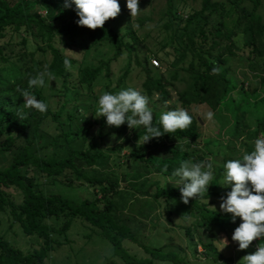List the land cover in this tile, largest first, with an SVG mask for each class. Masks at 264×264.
Here are the masks:
<instances>
[{
  "label": "trees",
  "instance_id": "1",
  "mask_svg": "<svg viewBox=\"0 0 264 264\" xmlns=\"http://www.w3.org/2000/svg\"><path fill=\"white\" fill-rule=\"evenodd\" d=\"M173 1L166 0L165 14L169 19L166 21L165 27L175 34L177 27L180 26L179 23L184 21L181 26L184 32L180 33L181 37L184 38L182 55L184 58L186 55H190L186 66L189 83L184 90L178 93V102L186 110L191 105H205L215 111L222 104L228 108L227 102L240 98L241 100L236 104L234 103V106L231 105V108L235 107V111L234 126L230 131L232 140L230 141L240 139L243 151L236 157L227 156L229 155L228 147H225L222 154L228 157L229 160L242 159L244 154L254 150V141L261 133H264V110L260 115V112H256L253 128L248 129L247 125L242 124L245 119L244 115L248 111H238V103L242 101L249 102L251 98L249 97L250 93L246 90L247 85L244 87L243 81H240L232 71L231 62L233 58L241 61L242 55H238V51L241 47L247 48L249 65L253 68L260 67L263 69L264 22L261 21V16L256 12L260 0H252L253 8L251 9L242 3L244 0H199L200 7L198 9L184 7L182 11L184 17L182 16V18L178 15L179 12L174 10ZM226 1L235 7L238 12L236 22L237 26H241L242 45H237L235 40L230 38L215 52L214 49L219 45L220 40L227 38L222 20L223 15L227 12ZM69 2H71V7L66 8L64 6L65 0H0V39L5 38L7 32L10 31L20 35L19 44L21 45L20 50L12 51L13 48H10L12 46L11 39H4L0 42V138L3 137L0 142L1 150H10L16 145L19 137L25 136L27 138L28 136L27 129L31 123L30 117L22 113L24 118L21 119L9 108L18 103H25V98L17 89L29 90L43 101L39 88H28L29 76L34 77L47 66L48 70L55 76L61 77L65 89H68L66 84L68 73L64 67L66 56L62 53L60 47L55 45V37L59 36L61 42L65 45H71L76 38L84 37L91 43L108 41L116 48V57L123 50L127 54L123 72L117 77L115 85L120 84L122 78L128 73L130 54L135 50L133 44L137 40L130 18H127L124 35L129 36L132 41L124 40V35L106 22L103 28H97L96 30L79 26L76 23L79 19L76 6L72 0H69ZM213 17H218V19L213 22ZM191 25H194V27L189 29ZM173 39L179 40L180 38L174 37ZM7 46L8 49L10 48L8 51ZM48 53H50V60L46 57ZM67 58L72 63V59ZM102 67L104 66H84L80 68L78 73L79 83L92 85L100 75ZM214 67L219 69L217 74L212 72ZM107 71H109V68H107ZM176 75L174 73L173 78ZM257 76L263 83L261 91H264V76L260 74H257ZM167 81V77L163 73L153 77L147 74L142 82L143 90L148 95L153 92L156 93L161 101L166 102L170 98ZM75 88L73 90L79 92V87ZM253 95L255 97L252 99L254 108L258 111V102L262 99L259 96L260 94L254 93ZM63 108L64 104H61L55 112L49 108L47 111L51 113L53 120L57 121ZM72 109L67 115L66 124L72 122L69 121L74 118L77 107ZM174 109L171 108V110ZM188 112L193 117V123L187 130H178L172 134L152 138L150 143L137 146L127 154L126 158L131 157L132 168L139 172L137 174L144 173L147 175L155 172L171 175L172 171L179 167L184 160L191 159L193 162L202 160L199 145L203 144L206 147V143L209 141L204 142L199 118L191 111L188 110ZM60 124V131L58 134L51 136L49 142L45 141L43 145L35 147L28 143L24 144L12 156L9 164L0 168V212L9 211L13 220L20 224L25 234H36L43 238V244L38 249L24 252L19 248L12 247L0 237V264H44V259L54 247L53 243L55 241L51 237V233L53 230H57L45 221L48 217L62 219L63 225L59 229L61 232L68 230L72 220L76 217L92 224L96 227V230L112 242L114 254L120 257L125 264H161V262L182 264L183 258L174 250L149 248L144 244H140L146 255L137 256L130 253L122 245V240L125 238L132 242L138 241L125 224L117 222L112 216L111 199L115 194L118 181L115 179L102 180L94 176L89 177L83 170V164L90 167L99 158H105V155L98 149L75 148L73 146L75 132L71 128L64 130L62 127L65 123ZM153 124L159 126L161 131L163 130L162 126L159 125V119H156L155 115ZM16 126L19 128L16 129ZM119 132L122 134L127 132L128 134L124 139L128 141L132 138L143 137L146 134V129L141 127L130 130L127 123H125ZM142 147H145V150H142ZM41 148L44 149L40 150ZM216 152L218 154L220 150ZM21 166L29 167L37 175L49 178H54L66 170H71L92 187L99 186L100 197L103 199L102 206L98 207L94 204L98 201L97 197H94L93 202H78L56 192L45 193L36 189L32 183L33 181L22 172ZM219 170L223 172L226 169L223 166ZM12 185L18 187L22 193L20 203L11 199L4 190V187ZM163 192L172 197L181 196L179 188L174 186L164 189ZM190 201L193 205L199 206L200 204L199 199L190 198ZM201 208L200 218L210 234V241L202 244L204 248L202 254L207 256L211 253L216 257H222L213 241L217 238L219 232L230 237L231 232L236 229L233 225L238 221V218L233 223L232 214L210 209L207 203H203ZM56 243L61 244L58 241ZM252 249L254 250V248ZM242 251L238 254L240 255ZM104 264L115 263L113 259L108 258Z\"/></svg>",
  "mask_w": 264,
  "mask_h": 264
},
{
  "label": "rangeland",
  "instance_id": "2",
  "mask_svg": "<svg viewBox=\"0 0 264 264\" xmlns=\"http://www.w3.org/2000/svg\"><path fill=\"white\" fill-rule=\"evenodd\" d=\"M119 3L121 6L120 14L117 18L109 19L106 23L124 35L126 21L129 17L137 36V40L133 44L135 50L130 54L128 73L122 78L121 83L115 85L117 77L123 72V66L127 60L125 50L121 51L119 56L116 57V48L108 41L91 43L84 37L76 38L71 45H65L61 42L59 36L55 37V45L60 47L65 56L72 59V69L71 71L67 70L66 84L68 89H65L61 77L58 76L55 77L59 86H57L56 81H49L46 78L45 87H39V89L41 90V98L50 110L55 112L61 104H64V108L57 121H54L48 111L40 113L35 109L22 108L24 103L9 107L17 116H19V111L30 117L31 123L27 129V138L25 136L19 137L16 145L10 150L0 149V168L7 166L12 156L24 144L28 143L35 147L43 145L45 141L49 142L51 136L58 134L60 131V123H65L62 127L64 130L71 128L75 132L73 144L75 148L98 149L105 155V158H99L90 167L83 164V170L89 177L94 176L102 180L115 179L118 181L115 194L111 199V213L117 222L123 223L129 228L138 241L132 242L126 238L122 240V245L130 253L145 256L146 253L140 245L144 244L149 248L177 251L183 258L182 264H239L245 255L254 253L255 250L251 246L246 250H239L238 242L232 240L234 231L231 232L230 237L219 232L217 238L213 241L222 257H216L211 253L207 256L202 254L204 251L202 244L210 241V234L202 223L200 212L203 203H207L210 209L222 211L220 209L221 197L226 198L227 193L232 190V184L222 185L226 170L222 172L219 168L223 167L229 160L228 157L222 154L225 147H228L229 155L227 156L236 157L243 151L240 139L230 141L232 140L230 131L234 126L235 111V107L231 108V105L236 104L241 99L235 98L233 99L235 101L227 102L228 108L222 104L215 111L205 105H191L187 108L199 118L204 142L209 141L206 143V147L203 144L199 145L202 154L201 161L210 160L213 163L214 178L208 188L209 194L206 193L204 198L199 199V206L193 205L191 201L184 204L181 196L172 197L164 194V189L173 187V183L169 182L171 175L155 172L147 175L144 173L137 174L139 172L132 168L131 157L126 158V156L132 149L137 147L140 138H132V140L127 141L124 138L128 133L122 134L119 132L122 126L119 128L109 127L106 122L103 123V121H106L105 117L97 118L95 113L99 107L98 98L104 92L115 94L121 89L131 87L139 90L149 98V107L156 119H159L162 113L171 110V108L186 109L178 102V93L184 90L189 83L186 66L190 55H186L185 58L182 55L184 38L181 37L180 33L184 32L181 29L184 21L179 23L180 26L177 27L175 34L165 27V23L169 19L165 14L166 0H140L139 7L143 11L134 20H132L130 10L127 8V0H119ZM242 3L249 9L253 8L252 0H244ZM184 7L198 9L200 1H173V8L176 12H179L178 15L181 18L184 17L182 12ZM225 7L227 12L223 15L222 20L227 38L220 40L219 45L214 49L215 52L230 38L235 40L237 45H242L241 26H237L236 22L238 12L227 1ZM256 12L261 16V21L264 22V0H260ZM216 19L218 17H213V22ZM193 27L194 25H191L189 29ZM174 37L180 39H177V41L173 39ZM8 38L12 40V46L10 47L13 48L12 51L21 49L19 44L20 35L8 31L5 38L0 39V42ZM123 39L132 41L127 35H124ZM30 40L33 42L32 38ZM9 49L7 46V51ZM67 49L73 52H69ZM247 53L248 49L241 47L238 55H242V60L233 58L231 69L236 77L243 81V86L247 85L246 90L250 93V101L238 103V111H248L244 115L245 119L242 124L251 129L255 126L256 112H260V115L264 110V91H261L263 83L257 76V74L264 76V66L263 69L250 66ZM46 57L50 60V53ZM100 65L104 67L101 68L100 75L92 85L79 83L78 73L80 68ZM107 68H109V71H107ZM159 73H163L168 80L166 84L170 98L166 102L161 101L154 92L148 95L142 86L147 74L153 77L159 75ZM174 73L177 74L175 78H173ZM75 87H79V92L73 90L76 89ZM254 93L260 94L259 96L262 99L258 102V111L255 110L252 100L255 98ZM37 99L40 100L38 97ZM76 107L74 118L69 121L72 122L66 124L68 113ZM207 111L214 113L211 121H204L202 118V115ZM15 128L19 127L16 126ZM1 140H3V137L0 138V142ZM150 141L147 143H150ZM142 150H145V147H142ZM217 150L218 152L220 150L218 154ZM21 168L22 172L33 181L32 183L36 189L45 193L56 192L78 202H93L94 197H97L98 201L94 204L98 207L102 206L103 199L100 197L99 186L92 187L71 170H66L54 178H49L37 175L29 167L21 166ZM4 190L15 202L20 203L22 201V193L18 187L12 185L4 187ZM201 202L203 203L201 204ZM45 221L57 230H53L51 233V237L55 241L53 243L54 247L44 259V264H104L108 258L113 259L115 264H125L120 257L114 254L112 242L96 230L95 226L88 224L81 218H74L69 229L62 232L59 230L63 225L61 218L48 217ZM240 223H242V220L238 217V221L233 226L237 228ZM0 237L12 247L19 248L24 252L38 249L43 244V238L36 234H25L20 224L13 220L9 211L0 212ZM223 238H227L228 244L220 251L223 244L219 240ZM56 241L61 244L58 245ZM234 243H236L235 246ZM261 243H264V238L258 239V244ZM240 251L242 253L239 255ZM161 264L168 263L161 262Z\"/></svg>",
  "mask_w": 264,
  "mask_h": 264
},
{
  "label": "clouds",
  "instance_id": "3",
  "mask_svg": "<svg viewBox=\"0 0 264 264\" xmlns=\"http://www.w3.org/2000/svg\"><path fill=\"white\" fill-rule=\"evenodd\" d=\"M76 6L79 19L76 23L81 27L91 30L103 28L105 22L110 18L115 19L121 12L119 0H72ZM140 0H127V8L130 10L132 20L141 11ZM66 8L71 7V2L65 0ZM122 31V30H121ZM68 50V49H67ZM69 52H73L68 50ZM64 67L71 71L70 59H64ZM213 74L219 69L214 67ZM46 78L56 81L55 75L45 66L43 71L34 77L29 76L28 88L45 87ZM25 98L22 108L35 109L40 113H46L48 105L38 100L36 95L25 89H17ZM97 118L105 117L109 127H117L127 123L128 128H145L146 134L137 142L141 146L152 138L162 137L164 134H172L176 131H185L191 127L193 117L188 110L177 107L160 115L159 126L153 124L154 115L149 107V98L134 88L121 89L118 93L104 92L98 98ZM21 119L23 114L18 111ZM214 117L212 111L202 115L204 121H211ZM123 142V141H121ZM224 168L226 174L222 185L232 184V190L227 193L226 198L221 197L220 209L224 213L232 214L234 223L239 217L242 223L234 230L232 240L238 242L239 250H246L254 240L264 238V133L254 141V150L243 155L242 159L228 160ZM214 178L213 163L210 160L193 162L191 159L184 160L180 166L175 168L169 182L179 188L181 200L188 204L191 199H202L208 194V188ZM184 217V216H183ZM223 247L228 244L227 238L219 240ZM239 264H264V243L258 245L254 253L245 255Z\"/></svg>",
  "mask_w": 264,
  "mask_h": 264
},
{
  "label": "built area",
  "instance_id": "4",
  "mask_svg": "<svg viewBox=\"0 0 264 264\" xmlns=\"http://www.w3.org/2000/svg\"><path fill=\"white\" fill-rule=\"evenodd\" d=\"M258 245H259V244H258V239H257V240H254L250 246H251L252 248H254V250L256 251Z\"/></svg>",
  "mask_w": 264,
  "mask_h": 264
}]
</instances>
